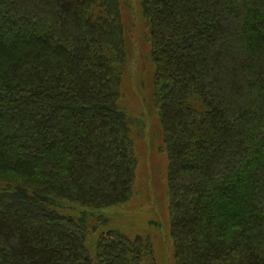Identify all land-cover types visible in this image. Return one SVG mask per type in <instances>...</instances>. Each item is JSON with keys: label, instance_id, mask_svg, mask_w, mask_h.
<instances>
[{"label": "trees", "instance_id": "trees-1", "mask_svg": "<svg viewBox=\"0 0 264 264\" xmlns=\"http://www.w3.org/2000/svg\"><path fill=\"white\" fill-rule=\"evenodd\" d=\"M143 7L175 262L264 264V0ZM126 42L120 0H0V264H156L118 229L87 244L133 195Z\"/></svg>", "mask_w": 264, "mask_h": 264}, {"label": "rangeland", "instance_id": "rangeland-1", "mask_svg": "<svg viewBox=\"0 0 264 264\" xmlns=\"http://www.w3.org/2000/svg\"><path fill=\"white\" fill-rule=\"evenodd\" d=\"M120 2L127 39L121 106L133 121L131 135L138 165L131 199L94 213V218H90L93 222L89 223L95 228H91L87 244L94 250L103 233L118 229L131 238L142 236L151 240L156 264H176L171 239L168 155L154 100V67L143 0ZM65 205L73 209L74 215L84 210Z\"/></svg>", "mask_w": 264, "mask_h": 264}]
</instances>
